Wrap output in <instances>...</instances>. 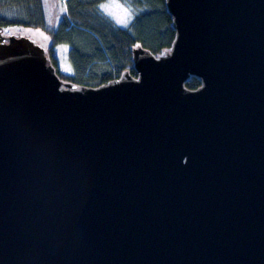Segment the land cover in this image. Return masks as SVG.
I'll use <instances>...</instances> for the list:
<instances>
[{"label": "water", "instance_id": "water-1", "mask_svg": "<svg viewBox=\"0 0 264 264\" xmlns=\"http://www.w3.org/2000/svg\"><path fill=\"white\" fill-rule=\"evenodd\" d=\"M166 5L100 87L0 34V264H264V0Z\"/></svg>", "mask_w": 264, "mask_h": 264}, {"label": "trees", "instance_id": "trees-1", "mask_svg": "<svg viewBox=\"0 0 264 264\" xmlns=\"http://www.w3.org/2000/svg\"><path fill=\"white\" fill-rule=\"evenodd\" d=\"M64 1L67 12L56 28H48L43 0H0V34L12 26L44 29L50 35L46 49L51 63L63 80L79 86L100 87L127 71L137 76L135 47L142 46L159 56L176 38L166 0H121L133 13L128 28L116 26L100 12L99 5L106 0ZM61 43L70 45L71 74L59 66L55 47ZM186 86L197 89L201 80L193 76Z\"/></svg>", "mask_w": 264, "mask_h": 264}, {"label": "rangeland", "instance_id": "rangeland-1", "mask_svg": "<svg viewBox=\"0 0 264 264\" xmlns=\"http://www.w3.org/2000/svg\"><path fill=\"white\" fill-rule=\"evenodd\" d=\"M110 0H106L101 4H107ZM120 4H123L126 8H128L130 11L131 9L125 5L121 0H118ZM100 4V5H101ZM43 5L48 21V28H56L59 24L61 18L64 16V14L67 12L66 4L64 0H43ZM99 10L102 14L107 16L109 19L113 21V23L122 28H128L131 25L132 19H133V13L131 11V16L128 18L129 22L127 26L121 25L117 23V21L104 13V11L100 8ZM122 15V14H121ZM2 34L8 36V35H24L27 36L34 41L39 42L41 45H44L45 47L50 44V35L44 30V29H36V28H28V27H21V26H12L8 27L4 30H2ZM69 50L70 45L66 43L58 44L55 47L56 55L59 60V66L62 72L64 73H73V65L69 59Z\"/></svg>", "mask_w": 264, "mask_h": 264}, {"label": "snow or ice", "instance_id": "snow-or-ice-1", "mask_svg": "<svg viewBox=\"0 0 264 264\" xmlns=\"http://www.w3.org/2000/svg\"><path fill=\"white\" fill-rule=\"evenodd\" d=\"M100 8L106 15L113 17L117 23L127 26L131 11L123 4H120L118 0H110L107 4H101ZM122 14V15H121Z\"/></svg>", "mask_w": 264, "mask_h": 264}]
</instances>
